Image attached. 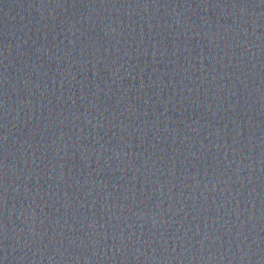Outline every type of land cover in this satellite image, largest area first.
I'll return each mask as SVG.
<instances>
[{"label":"water","instance_id":"95a60500","mask_svg":"<svg viewBox=\"0 0 264 264\" xmlns=\"http://www.w3.org/2000/svg\"><path fill=\"white\" fill-rule=\"evenodd\" d=\"M0 264H264V0H0Z\"/></svg>","mask_w":264,"mask_h":264}]
</instances>
